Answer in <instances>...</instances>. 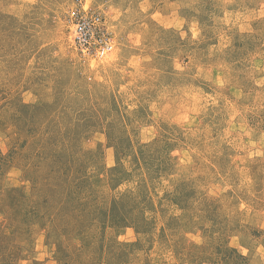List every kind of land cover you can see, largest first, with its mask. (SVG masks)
<instances>
[{
	"label": "rangeland",
	"instance_id": "374dc122",
	"mask_svg": "<svg viewBox=\"0 0 264 264\" xmlns=\"http://www.w3.org/2000/svg\"><path fill=\"white\" fill-rule=\"evenodd\" d=\"M0 264H264V0H0Z\"/></svg>",
	"mask_w": 264,
	"mask_h": 264
},
{
	"label": "built area",
	"instance_id": "2783aa9c",
	"mask_svg": "<svg viewBox=\"0 0 264 264\" xmlns=\"http://www.w3.org/2000/svg\"><path fill=\"white\" fill-rule=\"evenodd\" d=\"M73 43L83 55L101 58L113 50V39L104 17L93 10L72 12Z\"/></svg>",
	"mask_w": 264,
	"mask_h": 264
}]
</instances>
